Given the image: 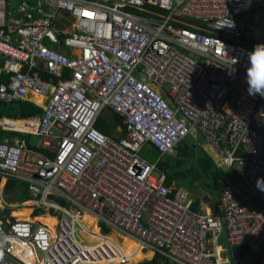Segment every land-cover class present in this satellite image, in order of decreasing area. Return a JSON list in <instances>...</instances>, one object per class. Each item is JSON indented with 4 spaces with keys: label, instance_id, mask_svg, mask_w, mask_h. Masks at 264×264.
Segmentation results:
<instances>
[{
    "label": "built area",
    "instance_id": "1",
    "mask_svg": "<svg viewBox=\"0 0 264 264\" xmlns=\"http://www.w3.org/2000/svg\"><path fill=\"white\" fill-rule=\"evenodd\" d=\"M10 2L0 0V103H49L23 122L36 147L0 140V177L27 183L57 228L0 218V264H29L27 249L36 264H126L111 231L172 264H264V97L248 93L254 49L235 43L237 15L264 0ZM108 110L125 120L120 135L96 127ZM193 136L229 172L213 213L141 155H175Z\"/></svg>",
    "mask_w": 264,
    "mask_h": 264
},
{
    "label": "trees",
    "instance_id": "2",
    "mask_svg": "<svg viewBox=\"0 0 264 264\" xmlns=\"http://www.w3.org/2000/svg\"><path fill=\"white\" fill-rule=\"evenodd\" d=\"M154 10L160 12L154 8ZM189 27V26H185ZM190 28V27H189ZM245 42V45L251 48H255L256 45L262 44L259 41L252 39L241 38ZM35 101V100H34ZM36 102V101H35ZM43 110L36 107L33 104L25 102H14V103H0V120L4 117L9 118L10 120H30L41 114ZM108 114V115H107ZM16 124H21L22 122H14ZM108 123V124H107ZM108 125V127H107ZM97 129L104 133L111 135L114 133L118 127H122L126 131V124L123 117L119 114L113 112L112 110L106 111L99 119ZM1 138L7 135H13L8 132L0 130ZM159 169L161 172H164L167 175V186L171 187L174 183L180 188H185L187 190H193L196 182H201L205 188H208L212 194H215V198L222 196L223 191V180L229 174L225 169L217 168L215 163L206 152L199 147L198 149L193 150V142L185 141L181 143L175 155L165 156L158 163ZM0 177V183H1ZM21 183H18L15 180H10L7 186L8 190L15 191V194L19 195V202L23 203L30 200L28 191ZM1 206V203H0ZM28 208H25L22 211L14 213L15 217L19 216H28L31 214L29 209L32 206V203L25 205ZM198 202L196 204V209ZM41 211L36 212L39 215ZM9 212L7 215L9 216ZM41 220H48L43 218ZM14 221V219H13ZM123 239L122 243L129 250L128 261L133 264H138L149 257L150 253L144 254L142 252L143 248L135 244V242ZM118 264V263H116ZM147 264H172L160 255H156L153 261Z\"/></svg>",
    "mask_w": 264,
    "mask_h": 264
},
{
    "label": "crops",
    "instance_id": "3",
    "mask_svg": "<svg viewBox=\"0 0 264 264\" xmlns=\"http://www.w3.org/2000/svg\"><path fill=\"white\" fill-rule=\"evenodd\" d=\"M16 1H18V3L20 2V0H16ZM28 1H29L30 5L32 7H35V6L38 5V1L39 0H28ZM18 3H16L13 6H16ZM10 18H11V16H10ZM17 20H18V22L14 23V24H12V23L9 24L8 23V26H7V31L8 32H11V33L12 32H16L17 27L22 25L23 22H22V18L20 16V14L17 15ZM2 66H3V61L1 60L0 61V67H2ZM41 72H42V74L46 75V73H44V71H41ZM6 79H7L6 76H3L0 80H1V82H5ZM34 97H36V96H33L30 100L23 101V102L33 104L36 107H38V108L43 110V108L34 101ZM44 98H47V97H44ZM6 120L7 121H11V122L13 121V122H22V123L24 121H26V120H18V121L17 120H10L7 117L2 118L0 120V126H1L0 130L13 134V135H7L5 137H12L13 139L24 141L28 145V147H36L37 146V145H33L31 143V138L33 136H36L34 134H31V133L29 134L27 132L18 131V130L5 131L3 127L5 125H7V124H5ZM118 128L122 129V127H118ZM114 133L120 135V132L118 130H116ZM5 137H3V138H5ZM3 138H1V135H0V140L3 139ZM189 142H193V150L198 149L199 147H201L200 141H196L194 136L190 138ZM202 147H203V150L206 152V154L209 156V158L212 159V161L215 163L216 167L220 168V169H224L220 165H218L219 163H216V161L213 160V158H215L216 156L214 155V153L211 150V148L209 147V145L205 143V144H203ZM160 160H159V162H160ZM215 160H216V158H215ZM1 179L2 180H1V183H0V190H1V193H0V203H1V206H0V218L5 219V220L6 219H10V220L14 219V220H16L17 217L13 218L12 215H14V213H16V212L24 210L25 208H28L25 205L28 204V203H32V206L29 207V209L32 211L31 214L29 215L28 218H25L23 220L36 219L38 222L45 223L41 219H43V218L45 219V218H48V217L56 219L55 216H52L49 213H45L43 211H41L39 213V215L36 214V212H38L39 210H36V208H35V201L32 198V195H31L30 190H29V185L27 183L15 180L18 183H21L23 186H28V187H25V188H26V190L29 193L30 200L26 201V202H23V203H20L19 202V195L15 194V191H11V190L7 189L9 181L10 180H14V179H7V178H4V177H1ZM3 184H4V186H3ZM1 185L3 186V188H2ZM194 185H195L196 188H194L193 190H187V189L182 188V187L179 188L175 183L171 186V188H173V189L177 188V189H181V190L187 191L189 193L190 197L195 201V207H196V204L198 202L197 210L202 211V212H206V213H213L215 211L216 203L218 202L220 197L219 198H215V194H212L211 191L208 188H205V186H203L201 182H196ZM7 212L10 213L9 216L7 215ZM20 217H26V216H20ZM18 219H20V218H18ZM56 221H57V219H56ZM45 224H47V223H45ZM55 231H56V229H55ZM122 245L124 247L123 243H122ZM125 248H126V246H125ZM127 251L129 253L128 249H127ZM142 252H146L147 253V252H151V251L143 249ZM151 253H153V252H151ZM128 256H129V254H128ZM155 256L156 255L154 254V257ZM153 259L151 261H153ZM151 261H149V262H151ZM149 262H145V260H144L143 262H140L138 264H147ZM129 264H133V263L129 262Z\"/></svg>",
    "mask_w": 264,
    "mask_h": 264
},
{
    "label": "rangeland",
    "instance_id": "4",
    "mask_svg": "<svg viewBox=\"0 0 264 264\" xmlns=\"http://www.w3.org/2000/svg\"><path fill=\"white\" fill-rule=\"evenodd\" d=\"M236 22H237L238 26L240 27V31H241L242 36H243L242 38H244L246 40H248V39L256 40V41H259L260 43L264 44V7L256 8L250 12L237 15ZM235 43L245 45V42L243 40H240L239 42H235ZM107 127H108V125H107ZM117 130L121 134V131L119 130V128ZM115 135H119V134H115ZM39 142H40L39 137L33 136L31 138V143L33 145H38ZM200 143H201V148L203 149L202 146H203V144H205V142L203 140H200ZM141 155H142V157L148 159L151 163H155V164L158 163L159 160L161 159V155L155 149H152V148H146L142 152ZM3 186H4V184H3ZM3 186H2V188H3ZM0 193H1V190H0ZM12 217L16 218L14 215H12ZM26 217H28V216H26ZM17 219H18V217H17ZM51 219L56 221V219H54V218H51ZM18 220H20V219H18ZM110 233L112 234L110 237V240H112L113 242H115L119 246H121L124 253L128 256L129 253H128L127 249L125 248V246L123 247V245H122V241H123L124 237H127V236L122 237V236H120L121 234L119 235L118 232H114V231H111ZM93 240H94V238H89V242L91 244H92ZM125 241H127V239ZM94 243H93V246H94ZM27 252L31 253L32 256L29 257L28 259H26L25 257L22 259H24L25 262H27V263L29 261L30 262L29 264H36L35 256H34L33 252L30 249H28ZM143 253L144 254H147V253L151 254V257L146 259L145 262H149L154 258V254L151 252H147V253L143 252Z\"/></svg>",
    "mask_w": 264,
    "mask_h": 264
},
{
    "label": "clouds",
    "instance_id": "5",
    "mask_svg": "<svg viewBox=\"0 0 264 264\" xmlns=\"http://www.w3.org/2000/svg\"><path fill=\"white\" fill-rule=\"evenodd\" d=\"M250 66L247 68L246 82L249 95L264 97V44H258L248 54ZM257 187L264 191V179L257 181Z\"/></svg>",
    "mask_w": 264,
    "mask_h": 264
},
{
    "label": "bare ground",
    "instance_id": "6",
    "mask_svg": "<svg viewBox=\"0 0 264 264\" xmlns=\"http://www.w3.org/2000/svg\"><path fill=\"white\" fill-rule=\"evenodd\" d=\"M34 100L36 101L37 104H39L42 108H47L48 106V99L47 98H39V97H34ZM5 124H7L9 127L13 128L14 130H18V131H23V132H29V128L24 124V123H21V124H16L14 122H11V121H5ZM18 217V216H17ZM20 218L21 220L25 219V218H28V217H18ZM48 220H42L43 222L47 223V225H49L51 227V230L53 231V233L55 232V229H56V224H57V221H54L52 220L51 218H47ZM28 220V219H26ZM87 220L89 221L90 224H92V227H94V232L95 233H98V228H97V225H96V219H93V218H87ZM118 234V233H117ZM120 235V234H119ZM121 236V235H120ZM123 237V236H122ZM128 240H131L130 238L128 237H124ZM133 242H135L134 240H131ZM95 242V243H94ZM93 243H94V246L98 245L100 243V239H94L92 244L89 242V245L91 244V246H93ZM136 245H138L139 247H141L137 242H135ZM142 248V247H141ZM28 250V249H27ZM27 255L28 256H25L26 259H28L29 257H31V253L27 252ZM21 258H24L21 257ZM24 260V259H23ZM25 261V260H24ZM28 263H30L28 261Z\"/></svg>",
    "mask_w": 264,
    "mask_h": 264
},
{
    "label": "water",
    "instance_id": "7",
    "mask_svg": "<svg viewBox=\"0 0 264 264\" xmlns=\"http://www.w3.org/2000/svg\"><path fill=\"white\" fill-rule=\"evenodd\" d=\"M16 3H18V1H16V0H11V4L12 5H15ZM1 127V126H0Z\"/></svg>",
    "mask_w": 264,
    "mask_h": 264
}]
</instances>
